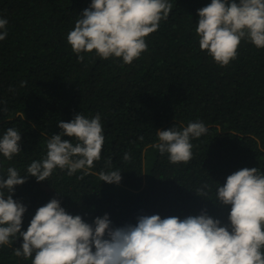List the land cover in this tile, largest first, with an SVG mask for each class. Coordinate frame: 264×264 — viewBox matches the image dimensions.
Masks as SVG:
<instances>
[{"label":"trees","instance_id":"trees-1","mask_svg":"<svg viewBox=\"0 0 264 264\" xmlns=\"http://www.w3.org/2000/svg\"><path fill=\"white\" fill-rule=\"evenodd\" d=\"M169 2L168 19L145 38L147 50L125 64L95 50L81 53L80 61L68 43L91 0H0V18L8 20L0 41V137L17 129L22 150L12 160L0 154V175L11 166L24 176L33 160L46 156L47 140L61 131L58 122L77 113L89 119L99 113L105 137L101 159L87 174L56 168L44 181L28 175L14 186L13 199L27 206L22 231L52 198L88 223L107 213L112 227L136 224L140 215L184 219L202 211L223 226L231 205L216 201L217 183L242 168L264 171V48L242 40L237 58L221 67L200 49L195 32L197 9L211 0ZM197 120L209 131L191 140L188 163H171L153 147L157 130ZM117 169L118 184L100 180L101 171ZM22 242L0 246V264H31L13 254Z\"/></svg>","mask_w":264,"mask_h":264},{"label":"clouds","instance_id":"clouds-1","mask_svg":"<svg viewBox=\"0 0 264 264\" xmlns=\"http://www.w3.org/2000/svg\"><path fill=\"white\" fill-rule=\"evenodd\" d=\"M172 8L169 0H91L67 41L80 61L81 53L95 50L103 59L117 57L131 64L147 50L145 38L159 29ZM197 12L199 47L221 67L237 58L242 40L264 48V0H211ZM7 25V18H0V41L7 38ZM58 126L61 131L47 140L46 156L33 160L24 176L11 166L0 175V246L22 237V245L14 249L16 257L31 258V264H264V171L257 168L239 169L222 186L217 183L216 201L231 205L230 223L223 226L202 211L184 219L140 215L136 224L112 227L107 213L88 223L52 198L22 231L27 206L13 199L14 186L24 184L28 175L44 181L56 168L67 169L68 175L78 170L87 174L101 159L105 137L99 113L89 119L80 112ZM208 131L199 120L182 129L157 130L159 142L153 147L161 155L167 153L171 163H188L191 140ZM20 140V132L9 127L0 137V154L12 160L22 151ZM123 160H131V154L126 152ZM111 161L109 157L106 165ZM99 178L118 184L121 171H101ZM196 192L207 195L202 189Z\"/></svg>","mask_w":264,"mask_h":264}]
</instances>
